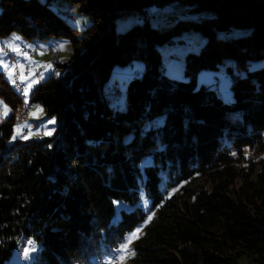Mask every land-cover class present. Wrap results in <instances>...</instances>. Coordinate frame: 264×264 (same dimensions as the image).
<instances>
[{"label": "trees", "instance_id": "obj_1", "mask_svg": "<svg viewBox=\"0 0 264 264\" xmlns=\"http://www.w3.org/2000/svg\"><path fill=\"white\" fill-rule=\"evenodd\" d=\"M73 1L92 18L79 35L48 2L0 0V36L67 37L71 45L69 59L55 63L61 74L39 81L29 98L56 117L50 136L8 143L22 97L0 70L11 109L0 119V264L24 239L39 243L30 264H106L146 217L140 189L155 213L129 264H242L243 255L264 264V66L246 69L264 58V0H177L214 15L160 29L139 18L123 32L114 30L118 12L173 0ZM186 28L206 42L185 54L186 79H177L164 73L159 46ZM231 28L247 32L218 35ZM225 57L246 69L234 74L231 101L196 81ZM134 59L143 70L114 106L104 88L111 69ZM118 201L134 207L113 220Z\"/></svg>", "mask_w": 264, "mask_h": 264}, {"label": "rangeland", "instance_id": "obj_2", "mask_svg": "<svg viewBox=\"0 0 264 264\" xmlns=\"http://www.w3.org/2000/svg\"><path fill=\"white\" fill-rule=\"evenodd\" d=\"M48 2L50 8L54 11H58L67 23L78 31V35L81 34L84 28L89 26L92 22L90 15L81 12L78 5L73 0H41ZM214 12L210 10H199L196 11L191 9V4L173 0L163 4H151L147 6L141 13L130 10H123L118 12L114 16V30L115 32H123L126 28L131 26L136 22H141L139 18H149L151 25L157 28H165L170 26L175 21L183 20H195L199 21L205 17L213 16ZM247 32L244 28H231L224 32H219L218 35L221 37L229 38L232 36L243 35ZM57 45L53 47L47 46L43 52V57L45 59L42 62L40 60V47L46 46L49 39H37L35 42L37 46L26 47L29 43L19 34L12 32L6 36H0V42L4 47L8 48L6 50L4 47L0 48V70L3 71L5 79L14 86L15 77L17 81L24 85L22 92L18 91L22 97V105L18 107L16 111V122L13 124L12 132L8 138V143L13 142V137L19 139H24L23 137H28V139H41L46 136L44 133L51 131L53 134L54 128L56 126V117L54 115H47L40 103L30 102V94L33 87L39 82L51 75L52 73L60 75L62 68L56 66V62L62 63L69 59L71 54L70 40L67 37H54ZM10 45L9 42H14ZM20 41V42H18ZM206 38L199 30L192 28H186L177 34L171 41L165 42L159 46L162 68L164 73L170 77L177 79H186L183 73V61L184 56L187 52H197L205 44ZM24 43V45H23ZM63 45V47H61ZM37 48L35 55H30L26 48H31V51H35L33 48ZM3 50V51H2ZM7 52V53H5ZM264 66V58L248 60L246 63V69L251 70ZM227 67L233 69V73L229 72ZM143 70V62L139 59H134L130 63L126 64H115L113 65L109 79L107 80L105 87V95L110 98V103L114 106L121 107L123 105L124 99V88L128 78L134 74V70ZM246 69L237 68L235 60L230 57H225L218 64L215 69H202L198 72L196 76L197 84L205 83L213 87L220 98L224 101L232 100V93L230 89L231 81L234 74L244 75ZM116 84L118 90L114 91L110 85ZM5 112L7 114H5ZM11 112L9 105L0 97V119L5 118ZM55 119V123L49 124L48 121ZM19 126V127H18ZM17 132L19 134H17ZM246 153L251 154L250 151ZM151 161L149 155L142 159V164ZM195 181L202 180L201 177H195ZM188 183V182H187ZM186 182L180 183V185L172 186L168 189V194L178 191L179 187ZM136 205L141 206L146 212V217L141 222L137 223L131 230L127 231L124 235L122 242L119 244L115 254L111 257L105 259L106 264H129V257L133 253V239L132 243L129 245V251L125 254L126 258L121 260V253L118 251L123 243L127 242L129 235L134 232L137 228L140 229L138 235L142 232L145 224L149 222V217H152L155 213V208L150 209V199L146 196L143 189L139 190V200ZM134 205H131L124 201H118L116 204V213L113 220H116L119 216V209L123 208L126 210L132 209ZM30 239H24L19 241L15 248L13 249L11 257L5 264H30L35 253L39 250V243L33 241V244H29ZM34 251H29L28 258H25V249H32ZM242 264H258L253 258H248L246 256L241 257Z\"/></svg>", "mask_w": 264, "mask_h": 264}, {"label": "snow or ice", "instance_id": "obj_3", "mask_svg": "<svg viewBox=\"0 0 264 264\" xmlns=\"http://www.w3.org/2000/svg\"><path fill=\"white\" fill-rule=\"evenodd\" d=\"M61 47H63V45H61ZM5 114H7V113L5 112ZM48 123H49V124H53V123H55V119L53 118V119L49 120ZM18 127H19V126H18ZM17 134H19V133L17 132ZM44 134H45V135H51L52 133H51V131H47V132H45ZM23 138H24V139H28V137H23ZM13 139H15V136L13 137ZM148 219L150 220L151 217H149ZM139 232H140V229L137 228L134 232H132V233L129 235V237L127 238V242H126V243H123V244L121 245L120 249L118 250V251L121 253V256H120V259H121V260H123V259L126 258V255H125V254L129 251V245L132 243L133 239H138V238H139V237H138V233H139ZM33 243H34L33 241H29V244H33ZM34 250H35L34 248H32V249H25V251H24V256H25V258H28L29 251H34ZM131 254L134 255V252L131 253Z\"/></svg>", "mask_w": 264, "mask_h": 264}, {"label": "crops", "instance_id": "obj_4", "mask_svg": "<svg viewBox=\"0 0 264 264\" xmlns=\"http://www.w3.org/2000/svg\"><path fill=\"white\" fill-rule=\"evenodd\" d=\"M49 39V42H47L46 43V46H41L40 47V51H41V54H40V60H38L39 62H42L44 59H45V57H43V52L45 51V49H46V47L47 46H49V45H57V41L55 40L54 41V39L53 38H48ZM26 40V39H25ZM29 44L26 46V47H31V46H37V48H38V44L35 42V41H33V40H26ZM16 41H14V42H9V43H11L10 45H13V47H14V44L13 43H15ZM18 42H20V41H18ZM0 43H2V42H0ZM21 43V42H20ZM22 44V43H21ZM23 45H24V43H23ZM15 48V47H14ZM39 49V48H38Z\"/></svg>", "mask_w": 264, "mask_h": 264}, {"label": "bare ground", "instance_id": "obj_5", "mask_svg": "<svg viewBox=\"0 0 264 264\" xmlns=\"http://www.w3.org/2000/svg\"><path fill=\"white\" fill-rule=\"evenodd\" d=\"M0 47H4V45L3 44H1L0 43ZM50 47H53L54 49H55V47L53 46V45H50L49 46V48ZM6 50H8V48H6V47H4ZM33 49H35V51H37V48L35 47V48H33ZM3 51V50H2ZM13 88L17 91H19L20 90V92H22V89H24V85L22 84V82H21V84L17 81V79H16V77H15V81H14V86H13ZM17 91V92H18ZM19 93V92H18Z\"/></svg>", "mask_w": 264, "mask_h": 264}, {"label": "built area", "instance_id": "obj_6", "mask_svg": "<svg viewBox=\"0 0 264 264\" xmlns=\"http://www.w3.org/2000/svg\"><path fill=\"white\" fill-rule=\"evenodd\" d=\"M1 48V47H0ZM26 51L30 54V55H35L37 51H31V48H26Z\"/></svg>", "mask_w": 264, "mask_h": 264}]
</instances>
